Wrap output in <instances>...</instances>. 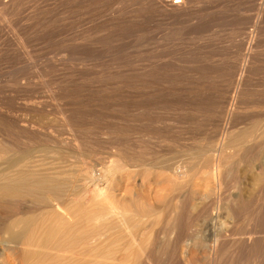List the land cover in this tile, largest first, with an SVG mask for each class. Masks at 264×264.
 Segmentation results:
<instances>
[{
  "label": "rangeland",
  "instance_id": "1",
  "mask_svg": "<svg viewBox=\"0 0 264 264\" xmlns=\"http://www.w3.org/2000/svg\"><path fill=\"white\" fill-rule=\"evenodd\" d=\"M162 1L17 0L13 15L0 5V126L5 130L1 135L20 143L21 150L10 155L44 158L50 169L68 175L69 183L73 181L69 199L74 202L69 201L68 210L74 209L69 210L74 221L80 212L91 213L94 207L106 214L112 206L130 209L127 215H138L139 220L122 222L121 229L127 231L134 224L140 231L135 232L148 242L156 234L163 238V229L172 226L169 221L181 217L175 220H181L176 226L183 232L178 233L183 239L177 251L175 244L171 251L161 247L163 253L155 246L158 259L175 258L176 264H264V148L234 152L237 157L228 150V162L233 163H228L230 179L224 176L220 187L211 179L201 183V189L206 187L202 195H196L194 185L199 182L192 178L198 153L209 150L203 158L206 164L213 149L225 146L224 140L227 144L254 123L257 129L264 127V0H193L194 13L181 20L165 16ZM155 46V53L150 52ZM240 79H244L241 89ZM233 98L238 99L235 105ZM21 121L31 123L32 129H21ZM43 145L46 149L40 148ZM118 153L141 159L140 168L120 167ZM168 166L184 167L189 172L182 180L186 183L176 186ZM85 171L95 173V183L82 180ZM100 191L103 199L97 197ZM195 203L202 208L217 203L215 227L202 224L192 209ZM232 210L242 214L234 216ZM110 233L102 236V242L111 239ZM178 234L167 240L174 242ZM223 237L227 248L212 255L213 239ZM250 237L257 240L255 247L237 246L236 238ZM106 244L104 248L113 247ZM104 248L102 255L109 252Z\"/></svg>",
  "mask_w": 264,
  "mask_h": 264
},
{
  "label": "bare ground",
  "instance_id": "2",
  "mask_svg": "<svg viewBox=\"0 0 264 264\" xmlns=\"http://www.w3.org/2000/svg\"><path fill=\"white\" fill-rule=\"evenodd\" d=\"M9 1V0H8ZM4 2L2 0H0V5L3 6V10L5 11H15L17 9V0H12V3L9 4V2ZM22 1V0H21ZM81 1V0H80ZM166 0L160 2L161 6L168 12L167 14H165V16H169V17H173L174 19H183L185 17H188L189 15L191 16L193 7H191V4L193 3V0H170L169 2H165ZM20 2V1H18ZM24 2V1H23ZM151 2V1H149ZM152 4L153 1L151 2ZM159 3V2H158ZM157 3V6H158ZM160 5V4H159ZM0 6V7H1ZM20 6V5H19ZM152 6V5H151ZM155 6V5H154ZM156 6V8H158ZM2 9V8H1ZM1 11V10H0ZM18 11V10H16ZM15 11V12H16ZM2 12V11H1ZM0 12V13H1ZM3 12V14H4ZM192 12V13H191ZM19 14V13H18ZM164 14V12L162 13V15ZM5 15V14H4ZM9 15V13H8ZM7 15V16H8ZM13 15V12H12ZM125 15V14H124ZM151 15V14H150ZM2 16V15H1ZM3 17V16H2ZM10 17V15L8 16V18ZM5 18H3L4 20ZM8 20V19H7ZM195 20V19H194ZM150 21V20H149ZM20 23V22H19ZM227 23V22H226ZM150 24V23H149ZM17 27V26H16ZM150 27V26H149ZM7 30V29H6ZM153 30V29H152ZM255 31V30H254ZM17 32L20 33V30H17ZM23 33V32H22ZM250 34V33H249ZM257 34V33H256ZM245 35V34H244ZM248 37H250V35H247ZM245 36V37H247ZM151 37L152 34H151ZM244 37V39H245ZM23 38V36L21 37ZM20 38V39H21ZM150 39V37H148ZM153 39V38H152ZM249 39V38H248ZM246 39V40H248ZM24 40V39H21ZM25 41V40H24ZM26 42V41H25ZM151 42V41H150ZM154 42V41H153ZM242 42V41H241ZM252 42V41H251ZM245 43V42H244ZM53 44V43H52ZM77 44V42H76ZM156 44V43H155ZM247 45V44H246ZM253 45V44H252ZM77 46V45H75ZM79 46V45H78ZM151 46V45H150ZM161 46V45H159ZM158 47V46H157ZM157 47H152L150 48V52H154L157 49ZM21 48V46H20ZM149 49V48H148ZM162 51V50H161ZM81 52V51H80ZM148 52V53H150ZM229 52V51H228ZM153 53V54H154ZM152 54V53H151ZM77 55V54H76ZM80 55V54H79ZM142 55V54H141ZM209 55V54H208ZM153 56V55H151ZM221 56V55H220ZM152 58V57H151ZM165 61V60H164ZM153 62V61H152ZM148 64V63H147ZM151 66V65H150ZM154 68V67H153ZM149 70V69H148ZM147 70V71H148ZM151 70V69H150ZM135 71V70H134ZM146 71V70H145ZM136 72V71H135ZM153 72V71H152ZM149 74V73H148ZM257 74V73H256ZM134 75V74H133ZM135 76V75H134ZM234 76V75H233ZM244 80V79H243ZM243 80L240 79L238 81V85L237 87H239V89H241V87L243 86ZM263 81V80H262ZM195 82V81H194ZM245 82V81H244ZM237 84V82H236ZM257 86V85H256ZM235 90V89H234ZM264 90V89H263ZM241 91V90H240ZM239 92V91H238ZM140 93V92H139ZM245 93V92H244ZM239 94V93H238ZM159 97V96H158ZM236 98H238L236 96ZM214 99V98H213ZM236 100L233 98L232 104L235 105ZM256 100V99H255ZM263 101V100H262ZM232 105V106H233ZM245 105V104H244ZM258 105V104H257ZM135 106V105H134ZM185 106V105H184ZM214 106V105H213ZM236 108V107H235ZM263 108V107H262ZM227 111V110H226ZM232 111V110H231ZM230 111V112H231ZM12 112V111H11ZM229 112V113H230ZM3 113V112H2ZM232 113V112H231ZM229 115H232V114ZM213 114V113H212ZM223 115V114H222ZM228 115V113H227ZM228 115V116H229ZM234 115V114H233ZM2 116L0 115V118ZM16 118V117H15ZM231 118V117H230ZM5 119V118H4ZM13 119V118H12ZM257 119V118H256ZM2 120V119H1ZM0 120V122H1ZM14 120V119H13ZM232 120V119H231ZM261 120V119H260ZM50 121V120H49ZM17 122V121H16ZM15 122V123H16ZM229 122V121H228ZM255 122V121H254ZM257 122V121H256ZM20 128L23 129L24 131H27L28 128L32 129V124L27 122H22L19 123ZM249 124V123H248ZM264 124V123H263ZM227 125V124H226ZM8 126V125H7ZM6 126V127H7ZM35 126V125H34ZM236 126V125H234ZM3 125L0 126V138L2 139L0 141V145H3L2 147H0V264H158L160 263L162 260H160L161 258H163V256H159L160 258L158 259V255L155 254L157 249H162L166 248L167 251L170 250L172 248V244H175V252L177 251L176 248L178 247V244H180V242L182 241L183 237L182 235L179 234H183V232L179 229L178 226H176L180 221L176 220V218H174L173 222H170V216L167 217L169 218V220L167 219V223L169 226H174L171 228H169V226L167 228H169L168 230H166V228L163 229V234L161 236H163V238L161 237H157L156 234V238L153 237L151 239H149V241L147 242V240L144 242L142 240L143 236H139V234H137L135 231V227L132 225V228L128 229L130 232V235L128 232V230L126 231V229H123L126 231V233L129 235L128 237H125L124 235L126 234L124 231L123 234V230L121 228H125L124 225H122V222H125L126 225H128L129 223L131 224V222H134L136 219L139 220L138 215L132 216L130 217L129 215H127V212L130 209H118L112 206L111 211H107L110 212L109 214L104 213V212H100L97 209H95L94 205H91L94 207L93 210H91L89 208L88 205V209H90L92 212L88 213V212H84L86 210L83 211V213H79V216L76 215L78 213H76L75 215L78 216L76 217L75 221L72 218L71 211L68 210V207L70 205H72V203L69 205V203L73 200L69 199L70 198V190L72 188L71 184L69 183V178H67V174L64 171H60V169H50L48 166V164L45 163V159L41 158L42 160L44 159V162L41 161L40 157L39 159H35V156H32L30 154L27 155H23V156H13L10 155V152H14V151H20L21 150V146L19 145L20 143H17V140L14 141L10 140L9 137L6 139L4 137L3 139V135H1L2 131H3ZM233 127V126H232ZM259 128L257 126V123L252 124V126L249 128L248 131H244V133H242L240 136L239 134L237 135L238 137H234V139H230L229 142L223 143V145L225 146H220L218 150L215 151V149H213V153L210 156H212L209 161L206 162V164H204L203 162V158L207 155V153L209 152V150L206 152H201L198 153L199 151H196L198 153V156H194L196 158L195 163H197L196 165V169H195V176L192 175V178L197 179L196 181H198L199 183L196 184V186L194 185L195 189H196V195L197 194H201L202 195V189L206 188L203 187L201 189V183H205L207 181H209V179H211L212 181L214 180L215 182H217L219 184L220 187V181L223 182L221 179L224 176L228 177V174L230 173L231 170H229V166L228 163V159H230L229 155L226 153L231 150L230 153H234L236 152L237 154L239 153H243V152H249L252 150L248 149H254L253 147L259 146L258 150H262L264 148V127ZM239 129V128H238ZM48 130V129H47ZM227 130V129H226ZM5 131V130H4ZM3 131V132H4ZM232 131V130H231ZM37 132V131H36ZM127 132V131H126ZM229 132V131H228ZM227 132V133H228ZM241 132V131H240ZM31 133V130H30ZM6 134V133H5ZM224 134V133H223ZM229 134V133H228ZM25 135V134H24ZM225 135V134H224ZM227 135V134H226ZM231 135V134H230ZM20 136V135H19ZM34 137V136H33ZM40 137V136H39ZM225 137V136H224ZM11 138V137H10ZM27 138V137H26ZM42 138V137H41ZM28 139V138H27ZM228 139V140H229ZM20 141V140H19ZM25 143V142H24ZM27 144V143H26ZM37 144V143H36ZM47 145V144H46ZM220 145V144H219ZM23 146V145H22ZM52 145H50L51 147ZM107 146V145H106ZM114 146V145H113ZM34 147V146H33ZM32 147V148H33ZM45 146L43 145L42 147H40L41 149L44 148ZM115 147V146H114ZM118 147V146H117ZM26 148V147H25ZM36 148V147H35ZM128 148V147H127ZM175 148V147H174ZM46 149V148H44ZM217 149V148H216ZM37 150V149H36ZM200 150V149H199ZM233 150V151H232ZM247 150V151H246ZM257 150V151H258ZM32 151V149H31ZM127 151V150H126ZM125 151V152H126ZM168 151V150H167ZM204 151V150H203ZM212 151V150H211ZM256 151V152H257ZM264 151V150H263ZM12 152V153H13ZM28 152V151H27ZM26 152V153H27ZM30 152V151H29ZM28 152V153H29ZM124 152V151H123ZM254 152V151H253ZM111 153V152H110ZM122 153V152H121ZM232 153V155H233ZM250 153V152H249ZM58 154V153H57ZM117 154V153H116ZM124 154V153H123ZM228 157H227V155ZM236 154V155H237ZM119 155V153H118ZM194 155V154H193ZM196 155V154H195ZM235 153L233 156H236ZM258 155V154H257ZM239 156V155H238ZM237 157V156H236ZM118 158V156H117ZM190 158V157H189ZM240 158V157H239ZM249 158V157H248ZM127 159V160H126ZM206 159V158H205ZM246 159V158H245ZM253 159V158H252ZM40 160V161H39ZM63 160V159H62ZM141 160V159H140ZM139 159H135V157H130V158H124L123 156L119 155V161L120 163V167H126V166H130V167H139V162L142 163V161H140ZM193 160V158L191 159ZM235 160V159H234ZM248 160V159H247ZM61 161V160H60ZM194 161V160H193ZM241 161V160H240ZM254 161V160H253ZM258 161V160H257ZM48 162V161H47ZM66 162V161H63ZM183 162V161H182ZM54 163V162H53ZM62 163V161H61ZM161 163V162H160ZM193 163V162H192ZM239 163V162H238ZM56 165H58L57 163H55ZM63 164V163H62ZM111 164V163H110ZM194 164V163H193ZM233 164V163H231ZM229 163V165H231ZM53 165V164H52ZM55 165V167H56ZM167 165V164H166ZM165 165V166H166ZM177 165V164H176ZM195 165V164H194ZM242 165V164H241ZM54 166V165H53ZM143 166V165H142ZM182 166V165H181ZM181 166H175V167H169L166 168L167 172L169 173L170 178L173 177V180L176 182V186H180L183 185L182 182L184 175L188 174L189 172L184 171V167ZM123 167V168H124ZM235 167V165H234ZM107 169V168H106ZM148 169V168H147ZM188 169V168H187ZM211 171H208V170ZM232 169V168H231ZM62 170V169H61ZM234 170V169H233ZM90 171V170H88ZM86 173L83 172L84 176L82 177V180H88V182H94L96 181V175L95 173ZM142 171V170H141ZM154 171V170H153ZM93 172V171H92ZM95 172V171H94ZM191 172V171H190ZM148 173V172H147ZM193 173V171H192ZM233 173V172H232ZM135 174V173H134ZM142 174V173H141ZM152 174V173H151ZM150 174V175H151ZM231 174V173H230ZM229 174V175H230ZM237 174V173H236ZM133 175V174H132ZM144 175V174H143ZM148 175V174H147ZM168 175V174H167ZM235 175V174H232ZM263 175V174H260ZM153 176V175H152ZM238 177V175H236ZM255 176V175H254ZM259 176V175H257ZM72 177V176H71ZM75 177V176H73ZM80 177V176H79ZM132 177V176H131ZM156 177V176H155ZM168 177V176H167ZM232 177V176H231ZM150 178V176H149ZM226 178V177H225ZM229 178V177H228ZM233 178V177H232ZM258 179H260L259 177H257ZM138 179V178H137ZM145 179V178H144ZM158 179V178H157ZM168 179V178H167ZM187 178H185L186 180ZM189 179V178H188ZM227 179V178H226ZM230 179V178H229ZM236 180V178L234 177L233 180ZM238 179V178H237ZM242 179V178H240ZM257 179V180H258ZM152 180V179H151ZM228 180V179H227ZM234 180V181H235ZM256 180V179H253ZM262 180V179H261ZM81 181V180H80ZM136 181V180H135ZM194 180V182H196ZM232 181V182H234ZM238 181V180H237ZM236 181V183H237ZM71 182V180H70ZM145 182V181H144ZM149 182V181H148ZM153 182V181H152ZM188 182V180H187ZM239 182V181H238ZM258 183H254L255 184H259L258 186L260 187V181H257ZM84 183V182H83ZM157 183V182H156ZM216 183V186L218 185ZM228 183V182H227ZM241 183V182H240ZM71 188H69L70 186ZM122 184V183H121ZM214 184V183H212ZM230 184V183H229ZM233 184V183H232ZM75 185V184H74ZM174 185V183H173ZM208 184L206 183L205 186H207ZM211 185V183H210ZM215 185V184H214ZM236 185V184H235ZM233 185V186H235ZM138 186V185H137ZM175 186V187H176ZM187 186V185H186ZM240 186V185H239ZM257 186V187H258ZM188 187V186H187ZM193 187V186H192ZM209 187V185H208ZM208 187H207V191H208ZM238 187V186H236ZM77 188V187H76ZM185 188V187H184ZM228 188V187H227ZM241 188V187H240ZM174 189V188H173ZM176 189V188H175ZM178 189V188H177ZM176 189V190H177ZM181 189V188H180ZM219 189V188H218ZM229 189V188H228ZM232 189V188H231ZM75 190V188H74ZM175 190V191H176ZM179 190V189H178ZM103 191V190H101ZM99 192V194L97 193V197H101L103 199V195L104 193ZM174 191V192H175ZM182 191V189H181ZM181 191H179L178 195L181 194ZM194 191V190H193ZM205 191V189L203 190ZM226 191V190H224ZM215 192V191H214ZM217 192V191H216ZM73 193V192H72ZM140 193V192H139ZM213 193V192H211ZM88 194V193H87ZM177 194V193H176ZM188 194V193H187ZM207 194V192H206ZM205 194V195H206ZM209 194V191H208ZM214 194V193H213ZM222 194V193H221ZM227 194V193H226ZM232 195V193H230ZM169 195V194H168ZM177 195V196H178ZM194 195V194H192ZM194 195V196H196ZM223 195V194H222ZM109 196V195H108ZM107 196V197H108ZM171 196H175V194L171 195ZM180 196V195H179ZM193 196V197H194ZM210 196V195H209ZM208 196V197H209ZM221 196V195H220ZM233 196V195H232ZM237 196V195H236ZM110 197V196H109ZM138 197V196H137ZM140 197V196H139ZM202 196H200L201 198ZM230 197V195H229ZM241 197V196H240ZM106 197L104 196V199ZM142 198V197H140ZM139 198V199H140ZM174 198H178V197H174ZM197 198V197H196ZM195 198V199H196ZM199 198V201H200ZM235 198V197H234ZM237 198V197H236ZM236 198L234 200H236ZM243 198V197H242ZM173 199V198H172ZM198 199V198H197ZM206 196H205V200H206ZM213 199V198H212ZM226 199V198H225ZM229 199V198H228ZM94 200V199H93ZM109 200V199H108ZM194 200V199H193ZM204 200V201H205ZM208 200V199H207ZM224 200V199H223ZM222 200V201H223ZM70 201V202H69ZM96 201V199H95ZM94 201V202H95ZM182 201V200H181ZM198 201V200H196ZM201 201H203V197L201 199ZM200 201V202H201ZM216 201V199H215ZM225 201V200H224ZM227 201V200H226ZM230 201V199H229ZM233 201V200H232ZM257 201V200H256ZM81 202V201H80ZM93 202V204H95ZM104 202V201H103ZM106 202V201H105ZM108 202V201H107ZM112 202V201H111ZM139 202V201H138ZM186 202V201H185ZM194 202V201H193ZM199 202V203H200ZM206 202V201H205ZM220 202V200H219ZM240 202V201H239ZM243 202V201H242ZM240 202V203H242ZM74 203V202H73ZM77 203V202H76ZM109 203V202H108ZM213 203V202H212ZM211 203V204H212ZM221 203V202H220ZM225 203V202H224ZM106 204V203H105ZM170 204V203H169ZM175 204V203H174ZM198 204V203H197ZM195 203L196 206H193V210L194 211H198V214L196 215L198 217V219H200V221L202 220V224H204L207 229H209L210 227H215L218 219H219V214L217 211L219 210V206L217 205V203H214L212 206L210 205L207 207H200L199 205H197ZM204 204V203H203ZM209 204V203H208ZM207 204V205H208ZM219 204V203H218ZM233 205V202L230 203ZM75 205V204H74ZM73 205V206H74ZM79 205V204H78ZM96 205V204H95ZM110 205V204H109ZM231 205V207H233ZM242 205L244 206L245 204L242 203ZM241 205V206H242ZM90 206V207H91ZM107 206V205H106ZM145 206V205H144ZM180 206V205H179ZM189 206V205H188ZM202 206V205H201ZM238 206V205H237ZM240 206V204H239ZM241 206L239 208H241ZM85 207V206H84ZM83 207V208H84ZM109 207V206H108ZM169 207V206H168ZM77 208V207H75ZM100 208V207H99ZM247 209V207H245ZM104 209V208H103ZM156 209V208H155ZM233 209V208H231ZM230 209V211H231ZM72 211L74 210L73 208L71 209ZM90 210H88L90 212ZM97 210V211H96ZM101 210V209H100ZM143 210V208H142ZM170 210V209H169ZM176 210V209H173ZM172 210V211H173ZM102 211V210H101ZM144 211V210H143ZM179 211V210H178ZM225 211V210H224ZM238 211V210H237ZM237 211H233L232 213L234 216H238L240 214H242L240 211L239 215ZM106 212V210H105ZM140 212V211H139ZM176 212V211H174ZM220 212V211H219ZM75 213V212H74ZM130 213V212H129ZM128 213V214H129ZM142 213V212H141ZM144 213H146V211H144ZM171 213V211L169 212V214ZM173 213V212H172ZM132 214V213H131ZM140 215V213H138ZM168 214V215H169ZM170 214V215H174ZM178 214V213H176ZM181 214V213H180ZM144 214L140 215L143 216ZM167 215V216H168ZM184 215V214H183ZM176 216V215H175ZM178 216V215H177ZM242 216V215H241ZM246 216V215H245ZM244 216V217H245ZM196 217V218H197ZM73 219L72 221L70 219ZM173 218V217H172ZM171 218V220H172ZM178 219H181V217H179ZM197 219V220H198ZM142 219H140V224L142 222V224L144 223L143 221H141ZM158 220V219H157ZM239 220V218H238ZM241 220V219H240ZM121 221V222H120ZM159 221V220H158ZM177 222V223H176ZM197 222V221H196ZM172 223V224H171ZM183 223V222H181ZM180 223V224H181ZM239 223V222H238ZM136 224V223H135ZM140 224L137 225L140 226ZM166 224V223H165ZM179 224V226H181ZM195 225V224H194ZM220 225V224H219ZM229 225V224H228ZM123 226V227H121ZM143 226V225H141ZM149 226V225H148ZM185 226V225H184ZM183 226V227H184ZM197 226V225H196ZM89 227H94L93 230H89ZM178 227V228H177ZM199 227V226H198ZM212 227V228H213ZM259 227V226H258ZM141 228V227H140ZM175 228V229H173ZM200 228V227H199ZM143 229V228H142ZM139 229V230H142ZM147 229V228H146ZM171 229V230H170ZM206 229V230H207ZM185 230V229H184ZM187 230V229H186ZM216 230V229H215ZM260 230V229H259ZM112 232L111 233L109 232ZM151 231V230H150ZM174 231H176L175 233L178 234L177 238L175 239L174 242L167 240V238H169L170 235L174 236ZM179 231V232H177ZM188 231V230H187ZM196 231V229L194 230ZM198 231V229H197ZM140 232V231H138ZM148 232V231H147ZM161 232V231H160ZM200 232H203L202 230ZM208 232V231H206ZM203 232V233H206ZM107 233H110L111 236H109V234L107 236L111 237L108 238L107 240L102 242V236H104L106 238ZM146 233V231H145ZM173 233V234H172ZM194 233V232H193ZM202 233V234H203ZM211 233V232H210ZM215 232L213 231L212 235ZM137 234V236H135ZM159 234V233H158ZM200 234V233H199ZM198 234V236H199ZM151 235V234H150ZM187 235V234H186ZM195 235V233H194ZM232 235V234H231ZM257 235V234H256ZM153 236V235H152ZM176 236V235H175ZM198 236L197 238L194 236V239L196 238V240H198ZM202 236V235H201ZM217 236V235H216ZM215 236V238H216ZM227 236V235H226ZM254 236V235H253ZM141 237V241L140 238ZM147 237V236H146ZM213 237V236H212ZM230 237L229 234L227 236V238ZM246 237V236H245ZM208 238V237H207ZM214 238V237H213ZM214 238V239H215ZM233 238V237H232ZM239 238V237H238ZM214 242V248H213V253L214 255H217V253L221 250L224 249V247L228 246L227 242L225 240V238L223 237L222 239H218L217 241L215 240ZM235 239V238H234ZM233 239V240H234ZM144 243H143V242ZM195 241V240H194ZM201 241V240H200ZM236 241H239V243H236L237 246L242 244L245 248L247 249H252L253 247H255V245L257 244V240L253 239V238H248V239H237ZM256 241V242H255ZM260 241V240H259ZM106 242H111L113 247L111 248H104V245H107ZM147 242V243H146ZM216 242V243H215ZM184 243V242H183ZM145 244V245H143ZM189 244V243H188ZM197 244V243H196ZM201 244V243H200ZM111 245V244H110ZM184 245V244H183ZM203 245V244H202ZM226 245V246H225ZM155 246H158L155 248V250L153 249ZM233 247H235L234 245H231ZM261 247V246H260ZM104 248L109 250V252H107L105 255L100 254V252L102 253V249ZM227 248V247H226ZM230 248V247H229ZM161 249V250H162ZM165 249V250H166ZM208 249V248H207ZM211 249V248H210ZM232 249V247H231ZM258 249V248H257ZM260 249V248H259ZM103 250V252H105ZM160 250V251H161ZM212 250V249H211ZM164 250H162L163 253ZM171 251V250H170ZM220 251V252H221ZM99 252V253H98ZM225 252V251H224ZM223 253V252H222ZM99 254V255H97ZM166 254V251H165ZM165 254H163L165 256ZM176 254V253H175ZM174 257L177 256V254ZM184 254V253H183ZM226 254V253H225ZM97 255V256H96ZM172 257H173V252H172ZM220 255V254H218ZM223 255V254H222ZM169 256V255H167ZM171 257V256H170ZM168 258V257H167ZM178 258V256H177ZM164 259V258H163ZM169 259V258H168ZM213 259V258H212ZM176 260L175 258H171L169 260L166 259L162 261L163 264H176ZM180 259H178L179 261ZM144 261V262H143ZM174 262V263H173ZM178 264H182L181 261H179ZM211 264V263H210Z\"/></svg>",
  "mask_w": 264,
  "mask_h": 264
}]
</instances>
